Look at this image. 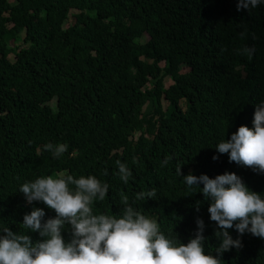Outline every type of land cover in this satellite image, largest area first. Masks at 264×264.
<instances>
[{
    "label": "trees",
    "instance_id": "obj_1",
    "mask_svg": "<svg viewBox=\"0 0 264 264\" xmlns=\"http://www.w3.org/2000/svg\"><path fill=\"white\" fill-rule=\"evenodd\" d=\"M235 4L0 0V225L39 239L23 229L22 215L39 207L50 218L54 210L27 205L19 185L93 175L108 185L104 200L93 201L94 214L121 215L127 197L181 243L200 218L204 251L215 255L208 202L175 168L209 178L235 173L264 193V174L212 148L240 125L251 128L254 105L264 99V6L238 12ZM243 47L254 49L251 58L239 53ZM45 143L67 150L53 158ZM117 162L132 172L127 184ZM152 189L153 198L135 200ZM240 239L242 247L223 252L220 264H264V240Z\"/></svg>",
    "mask_w": 264,
    "mask_h": 264
},
{
    "label": "clouds",
    "instance_id": "obj_2",
    "mask_svg": "<svg viewBox=\"0 0 264 264\" xmlns=\"http://www.w3.org/2000/svg\"><path fill=\"white\" fill-rule=\"evenodd\" d=\"M264 6V0H236V11ZM254 49L243 47L242 55L251 58ZM252 127L244 125L224 137L214 148L227 154L229 162L264 174V99L254 105ZM44 151L59 158L67 150L63 143H45ZM212 160L217 156L213 155ZM168 163V157L162 166ZM181 164L175 168L188 189L193 187L208 202V219L215 222L213 236L218 241L215 255L205 253L203 220L195 219V231L185 243L162 233L155 219L142 214L123 197L122 214L93 213V201L104 200L107 183L93 175L74 178L60 173L55 177H37L18 187L27 205L33 201L54 210L45 218L42 208L31 207L20 223L27 233L35 232L33 241L26 233L13 232L0 225V264H220L221 254L242 247L240 236L247 233L264 240V193L249 190L235 173L224 172L213 178L205 174L181 175ZM117 175L125 184L131 170L117 162ZM72 187H69V186ZM202 185V187H200ZM155 189L137 193L135 200L151 199ZM198 210V208H197ZM228 229H234L233 239ZM62 233H66L65 239Z\"/></svg>",
    "mask_w": 264,
    "mask_h": 264
},
{
    "label": "rangeland",
    "instance_id": "obj_3",
    "mask_svg": "<svg viewBox=\"0 0 264 264\" xmlns=\"http://www.w3.org/2000/svg\"><path fill=\"white\" fill-rule=\"evenodd\" d=\"M74 21V18L70 15L69 19L66 22V26L69 25L70 23H72ZM9 59H13V56L10 55ZM184 70H186V68H184ZM164 83L167 85L169 83V79L167 77L164 78Z\"/></svg>",
    "mask_w": 264,
    "mask_h": 264
}]
</instances>
